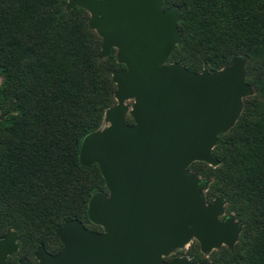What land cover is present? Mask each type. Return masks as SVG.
Wrapping results in <instances>:
<instances>
[{
	"label": "trees",
	"instance_id": "trees-1",
	"mask_svg": "<svg viewBox=\"0 0 264 264\" xmlns=\"http://www.w3.org/2000/svg\"><path fill=\"white\" fill-rule=\"evenodd\" d=\"M67 2L0 0V236L12 229L19 243L6 264H35L40 244L58 252L55 231L67 220L101 230L86 208L93 193H107L105 181L78 153L82 137L99 129L116 103L112 71L125 66L114 48L99 58L102 38L89 27V13L66 9ZM170 6L181 16L180 43L168 62L199 72L241 55L253 89L235 124L218 135L213 154L220 163L189 165L210 179L206 200L221 195L241 223L238 239L208 254L193 240L185 254L195 262L264 264V0H164V9Z\"/></svg>",
	"mask_w": 264,
	"mask_h": 264
},
{
	"label": "water",
	"instance_id": "water-1",
	"mask_svg": "<svg viewBox=\"0 0 264 264\" xmlns=\"http://www.w3.org/2000/svg\"><path fill=\"white\" fill-rule=\"evenodd\" d=\"M163 2L66 4L89 13V27L102 38L99 58L114 48L125 68L112 71L116 103L105 110L107 124L86 133L78 153L82 165H98L105 181L107 193H93L86 208L88 220L101 230L65 221L55 231L61 249L51 253L40 244L35 264H213L168 256L192 239L203 254L238 239L241 223L226 211L221 195L207 202L210 179L189 165L220 163L213 154L218 135L235 124L243 99L253 93L247 59L235 55L220 69L204 64L199 72L168 62L180 43L181 13L174 6L164 9ZM18 248L14 230H7L0 236V264Z\"/></svg>",
	"mask_w": 264,
	"mask_h": 264
},
{
	"label": "rangeland",
	"instance_id": "rangeland-1",
	"mask_svg": "<svg viewBox=\"0 0 264 264\" xmlns=\"http://www.w3.org/2000/svg\"><path fill=\"white\" fill-rule=\"evenodd\" d=\"M126 103L130 106L131 105V103H132V100H127L126 101ZM107 123L106 122H103V124H102V127L103 126H105ZM213 200V199H212ZM211 200V201H212ZM210 201V202H211ZM208 202V201H207ZM91 223V222H90ZM93 224V223H92ZM193 240H195V239H192L187 245H185L183 248H177V249H175L169 256H168V258H170V257H174L173 256V254H176L178 251H182L183 252V254H181V255H179V256H182V255H186L185 254V251H186V249L189 247V245H190V243L193 241ZM187 256V255H186ZM188 257V256H187ZM209 260V259H208Z\"/></svg>",
	"mask_w": 264,
	"mask_h": 264
}]
</instances>
